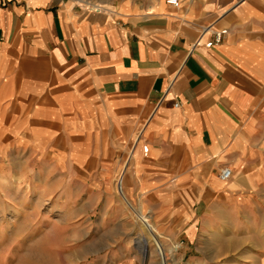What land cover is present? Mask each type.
I'll return each mask as SVG.
<instances>
[{
    "label": "crops",
    "instance_id": "obj_1",
    "mask_svg": "<svg viewBox=\"0 0 264 264\" xmlns=\"http://www.w3.org/2000/svg\"><path fill=\"white\" fill-rule=\"evenodd\" d=\"M4 155L121 182L170 264H264V0H0Z\"/></svg>",
    "mask_w": 264,
    "mask_h": 264
},
{
    "label": "rangeland",
    "instance_id": "obj_2",
    "mask_svg": "<svg viewBox=\"0 0 264 264\" xmlns=\"http://www.w3.org/2000/svg\"><path fill=\"white\" fill-rule=\"evenodd\" d=\"M39 165L26 156H0V264H151L157 251L161 264H170L160 236L124 197L121 182L115 200L88 180Z\"/></svg>",
    "mask_w": 264,
    "mask_h": 264
},
{
    "label": "built area",
    "instance_id": "obj_3",
    "mask_svg": "<svg viewBox=\"0 0 264 264\" xmlns=\"http://www.w3.org/2000/svg\"><path fill=\"white\" fill-rule=\"evenodd\" d=\"M168 5H171L173 7H179L180 5V0H166ZM228 34V30L227 29H222V30H216L213 28L212 25L209 26H205L202 28L201 31V36H200V41L197 43V45L200 44L201 40L203 39V37L209 35V37L211 38L208 42L205 43V46L207 48H211L215 45H219L223 42L224 38L226 37V35ZM144 151L147 153L148 149L144 148ZM232 176V171L230 169H224L220 175V178L223 181H227L231 178Z\"/></svg>",
    "mask_w": 264,
    "mask_h": 264
},
{
    "label": "bare ground",
    "instance_id": "obj_4",
    "mask_svg": "<svg viewBox=\"0 0 264 264\" xmlns=\"http://www.w3.org/2000/svg\"><path fill=\"white\" fill-rule=\"evenodd\" d=\"M141 241H142L141 243H142L143 250L147 251V249L150 245V239L145 238V239H142ZM163 264H166V262H164Z\"/></svg>",
    "mask_w": 264,
    "mask_h": 264
}]
</instances>
